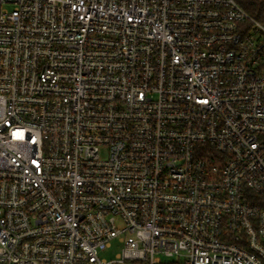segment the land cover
Returning a JSON list of instances; mask_svg holds the SVG:
<instances>
[{
    "label": "built area",
    "instance_id": "1",
    "mask_svg": "<svg viewBox=\"0 0 264 264\" xmlns=\"http://www.w3.org/2000/svg\"><path fill=\"white\" fill-rule=\"evenodd\" d=\"M0 264H264V22L0 0Z\"/></svg>",
    "mask_w": 264,
    "mask_h": 264
},
{
    "label": "trees",
    "instance_id": "2",
    "mask_svg": "<svg viewBox=\"0 0 264 264\" xmlns=\"http://www.w3.org/2000/svg\"><path fill=\"white\" fill-rule=\"evenodd\" d=\"M241 5L255 18L264 22V0H239Z\"/></svg>",
    "mask_w": 264,
    "mask_h": 264
},
{
    "label": "rangeland",
    "instance_id": "3",
    "mask_svg": "<svg viewBox=\"0 0 264 264\" xmlns=\"http://www.w3.org/2000/svg\"><path fill=\"white\" fill-rule=\"evenodd\" d=\"M121 245L118 243V241H115L113 243V246L106 250V252L102 253V257L105 258H114L116 254L120 251Z\"/></svg>",
    "mask_w": 264,
    "mask_h": 264
}]
</instances>
